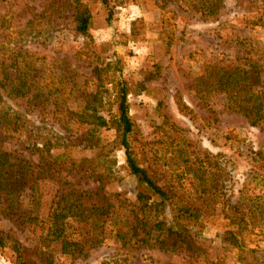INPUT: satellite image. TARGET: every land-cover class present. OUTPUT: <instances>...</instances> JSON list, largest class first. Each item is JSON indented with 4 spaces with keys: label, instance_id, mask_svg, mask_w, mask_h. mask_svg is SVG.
Returning a JSON list of instances; mask_svg holds the SVG:
<instances>
[{
    "label": "rangeland",
    "instance_id": "1",
    "mask_svg": "<svg viewBox=\"0 0 264 264\" xmlns=\"http://www.w3.org/2000/svg\"><path fill=\"white\" fill-rule=\"evenodd\" d=\"M68 1L0 0V61L12 65V78L21 74L24 79L19 80L30 85L28 94L13 99L0 89V117L16 112L27 122L22 136L8 137L0 126L2 149L29 158L24 150L29 142L37 141L38 147L47 138L77 142L90 126H80L72 114L95 108L93 68H105L110 79L112 71L106 65L118 62L117 77L129 93L132 146L162 182L173 184L183 201L201 210L206 226L194 242L205 256L144 248L125 252L113 237L95 247L85 245L84 256L64 255L55 244L40 251L39 229L24 218L32 204L29 193L12 214L0 199V230L29 249L36 264H218L229 254L220 234L239 221L223 218L224 202L246 214L264 211V170L253 161L257 152L264 155V116L259 124H249L227 94L208 89V82L236 69L239 75L258 76L255 89L264 105V29L249 24L250 17L264 10V0H218L216 14L207 17L202 16L201 0H124L121 6L108 0L109 23L101 0H81L94 17L89 38L75 32ZM23 29L25 34L20 33ZM105 89L106 93L99 89L103 104L97 112L108 120L117 115V105L112 87ZM177 95L190 115L178 110ZM97 137V149L67 148L65 160L100 164L98 171L112 161L106 191L133 204L135 184L124 151L114 147L112 131L102 129ZM76 188L92 190L94 185L81 179ZM59 189L55 181H39L41 210L46 212ZM72 227L76 237L78 227ZM14 261L9 249L0 251V264Z\"/></svg>",
    "mask_w": 264,
    "mask_h": 264
},
{
    "label": "trees",
    "instance_id": "2",
    "mask_svg": "<svg viewBox=\"0 0 264 264\" xmlns=\"http://www.w3.org/2000/svg\"><path fill=\"white\" fill-rule=\"evenodd\" d=\"M101 2L106 12L105 21L109 23L112 11L108 7V0ZM115 3L121 6L125 1L115 0ZM200 3L202 16L207 17L216 14L220 1L201 0ZM67 7L75 32L81 37L89 38L94 17L87 5L82 4L81 0H70ZM259 14L257 18L250 17L249 24L253 28L264 29V10ZM20 33L25 34L24 29ZM14 64L16 66L17 62ZM106 66L112 71L110 79L105 68H93L92 73L97 84V90L92 97L93 103H96L95 108L88 114H72L80 126H90L77 142H69L63 137L47 138L41 147L37 146V141L29 142V146L24 149L29 151V158H25L20 152L2 149L0 141V199L5 205L4 210L11 214L13 210H18L21 206L20 198L29 193L32 204L29 210L24 212V218L39 229L37 249L40 251L55 244L60 246L64 255L76 253L84 256L85 245L95 247L113 237L119 239L125 252L127 248L135 251L144 248L204 258V253L194 242L195 237L200 235L206 226L201 210L183 201L173 184L162 182L155 170L146 165L143 154L140 156L139 152L135 151L132 146L134 126L129 116L127 99L129 93L126 83L117 77L121 67L118 62L108 63ZM10 67L12 68V65L5 66L3 61H0V89L8 98L24 97L30 91V85L24 80H19L22 78L21 74L12 78ZM236 71L238 70L223 71L224 74L219 76V79L208 82V89L226 93L229 102L234 104L249 124L257 125L264 116L262 97L255 89V85L259 84L258 76L252 79L248 72L239 75ZM108 85L114 90L117 115L107 120L98 115L97 109L103 104L102 98H99L102 94L99 89L106 93L105 88ZM175 103L182 114H191L179 95L175 96ZM0 121V126L8 132V137L17 134L22 136L21 134L27 132L25 118L16 112L9 116L3 115ZM102 129L112 131L114 147L124 151L127 169L135 184V202L131 205L126 201L114 199V196L106 191L107 180L113 176L110 169L112 161H106L110 167L98 171L100 164L93 166L85 164V160H65L67 148L78 146L82 149H97V132ZM61 148L63 152L57 153ZM32 156H37V160L31 161ZM253 161L257 162L259 169L264 170L263 153L257 152ZM81 179L91 181L94 188H76ZM44 180L55 181L60 186L58 194L46 204L49 207L43 204L46 212L41 210L43 201L38 196L39 181ZM221 214L231 223L235 219L239 221L235 228H226L220 234V242L229 254L217 263L264 264V244L260 245L264 239L259 238L264 235V211L246 214L236 204L232 205L226 201ZM73 224L78 227L74 231L77 233L76 237H72L70 232ZM4 249L12 252L15 264H36L30 259L29 249L0 230V251ZM124 261H128V258L125 257Z\"/></svg>",
    "mask_w": 264,
    "mask_h": 264
}]
</instances>
